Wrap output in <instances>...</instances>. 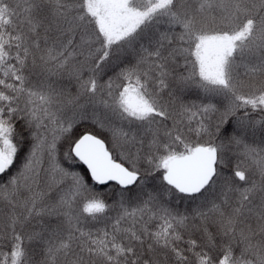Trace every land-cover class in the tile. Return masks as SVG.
I'll list each match as a JSON object with an SVG mask.
<instances>
[{"label": "snow or ice", "instance_id": "1", "mask_svg": "<svg viewBox=\"0 0 264 264\" xmlns=\"http://www.w3.org/2000/svg\"><path fill=\"white\" fill-rule=\"evenodd\" d=\"M0 264H264V0H0Z\"/></svg>", "mask_w": 264, "mask_h": 264}, {"label": "trees", "instance_id": "2", "mask_svg": "<svg viewBox=\"0 0 264 264\" xmlns=\"http://www.w3.org/2000/svg\"><path fill=\"white\" fill-rule=\"evenodd\" d=\"M82 170V169H81ZM99 190L103 191L104 189L103 188H100Z\"/></svg>", "mask_w": 264, "mask_h": 264}]
</instances>
